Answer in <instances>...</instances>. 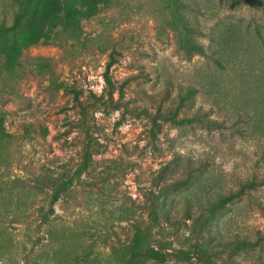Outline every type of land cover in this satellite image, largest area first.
<instances>
[{
    "label": "rangeland",
    "instance_id": "374dc122",
    "mask_svg": "<svg viewBox=\"0 0 264 264\" xmlns=\"http://www.w3.org/2000/svg\"><path fill=\"white\" fill-rule=\"evenodd\" d=\"M22 2L0 0V23L11 24ZM77 6L84 12L78 38L45 24L13 69L0 52V114L10 134L0 140V225L13 240L0 264H35L48 249L49 229L80 239L90 258L111 260L135 224L148 221L143 204L150 193L176 178L186 183L170 194L172 224L154 229L163 258L140 264H264V130L251 121L264 58V0ZM184 25L195 29L204 54L183 49ZM234 45L244 55L233 65L222 50ZM198 109L220 125L165 119L192 118ZM84 155L90 163L80 172ZM253 176L263 181L228 203L205 232L195 231L185 211L198 213L195 190L214 199ZM67 179L52 206L50 182ZM236 238L250 245H225ZM46 263L53 264L36 262Z\"/></svg>",
    "mask_w": 264,
    "mask_h": 264
},
{
    "label": "trees",
    "instance_id": "16d2710c",
    "mask_svg": "<svg viewBox=\"0 0 264 264\" xmlns=\"http://www.w3.org/2000/svg\"><path fill=\"white\" fill-rule=\"evenodd\" d=\"M248 2L249 0H242ZM84 12L78 8L77 0H23L22 6L15 10L13 21L11 24L0 23V52L5 58V67L13 69L17 63L21 51L24 47H30L37 43L43 35L44 25L47 24L56 28L57 33H64L70 38H78L81 33V18ZM185 35L181 38V46L188 54L199 53L204 54V46L197 43L191 35L195 29L184 25ZM243 48V47H242ZM234 45L230 51L222 50L232 64H236L241 55L239 49ZM234 49L237 50L234 53ZM247 51V50H245ZM251 54V53H250ZM218 65L222 64V59L217 58ZM258 64H261L262 71L256 79L258 85L256 88L257 96L253 98V126L261 127L264 130V58H259ZM238 79H242L245 75H241L236 71ZM105 81L111 84V78L108 72L104 73ZM191 89H188L185 96H181V102L185 103L191 97ZM202 109L195 112L192 118L181 117L176 118V115L170 114L166 116V120L182 125L195 120L196 123L205 126H219L215 120L202 115ZM10 134L6 132L4 118L0 114V140L6 139ZM89 156L84 155L80 172L85 170L89 165ZM263 180L257 176H253L249 180L242 181L237 190L230 189L227 193L218 194L214 199H201L197 193L200 188L195 190V207L198 210L197 214H192L190 208H186V218L192 220L195 224V231L202 234V231L209 229L208 225L213 223L216 216L227 206L228 203L234 202L242 195L248 193L249 190L256 188ZM71 180H63L61 182H50L51 184V200L53 206L59 199L61 193L65 191ZM186 183L180 178L172 179L165 182L157 192L152 191L148 197V203H144L143 207L147 211V222L135 224L134 233L129 243L112 249L111 260H102L90 258V253L85 251L80 239L70 240L64 231L49 229V245L48 249L43 250L35 261H51L53 264H140L142 259L161 260L163 258V250L166 249L164 242L158 240L155 236L154 229L161 226V223L172 224L168 201L171 192L178 191ZM195 185H201V179L195 182ZM24 195H31L32 190L23 188ZM188 204H192V200L187 198ZM42 222L48 221L47 214H42ZM1 222V218H0ZM1 224V223H0ZM210 236V235H209ZM12 237L5 228L0 225V259L5 257L12 247ZM225 245L235 247H244L250 245V242L245 239H234L228 241ZM83 249V250H82ZM83 254H80V251ZM201 254L206 253L205 249L198 246L196 249ZM94 262V263H93ZM47 264V263H46Z\"/></svg>",
    "mask_w": 264,
    "mask_h": 264
}]
</instances>
